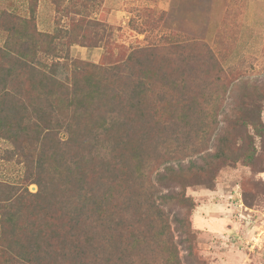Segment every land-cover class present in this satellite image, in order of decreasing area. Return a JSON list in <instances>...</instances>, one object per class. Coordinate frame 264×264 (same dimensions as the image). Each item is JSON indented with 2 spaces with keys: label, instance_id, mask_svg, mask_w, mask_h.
<instances>
[{
  "label": "trees",
  "instance_id": "1",
  "mask_svg": "<svg viewBox=\"0 0 264 264\" xmlns=\"http://www.w3.org/2000/svg\"><path fill=\"white\" fill-rule=\"evenodd\" d=\"M37 1L26 0L25 15L0 18V138L19 149L26 183L37 187L0 192V264H182L179 247L185 264H204L184 174L208 184L228 161L249 166L252 141L234 150L230 132L261 136L260 108L204 106L201 99L218 94H196L188 75L205 62L192 49L183 53L184 71L175 62L153 68L158 47H129L112 64L71 57L57 34L37 29ZM17 80L26 88L13 86Z\"/></svg>",
  "mask_w": 264,
  "mask_h": 264
},
{
  "label": "rangeland",
  "instance_id": "2",
  "mask_svg": "<svg viewBox=\"0 0 264 264\" xmlns=\"http://www.w3.org/2000/svg\"><path fill=\"white\" fill-rule=\"evenodd\" d=\"M102 2L38 0L36 27L57 34L54 39L64 45L63 52L69 56L92 63H113L124 58L129 47H158L152 54L153 68L173 69L175 62L184 71L183 53L192 49L201 53L205 62L202 69L193 70V76L188 75L195 80L196 94H218L215 102V95L208 101L201 99L203 105L214 104L226 112L255 105L264 124V0H124L119 26L104 21L99 12ZM27 11L26 0H0V18L3 12L25 15ZM70 29L73 33L65 35ZM81 33L89 36L87 42L93 46L79 42ZM5 39L0 30V44ZM65 74L59 67L57 77L63 79ZM179 75L182 100L189 103L187 76L180 71ZM12 85L26 88L18 80ZM221 116L216 120L223 125ZM249 140L255 147L249 166L241 158L228 161L208 184H197L198 177L184 174L190 184L186 195L195 204L191 215L195 251L204 264H264V132L250 139L240 131L230 132L234 150V145L244 148ZM18 150L14 152L12 145L0 138V192L28 184L27 168ZM189 158H183L182 163L187 166ZM36 189L34 183L28 184L30 192ZM178 252L185 264L183 247Z\"/></svg>",
  "mask_w": 264,
  "mask_h": 264
},
{
  "label": "crops",
  "instance_id": "3",
  "mask_svg": "<svg viewBox=\"0 0 264 264\" xmlns=\"http://www.w3.org/2000/svg\"><path fill=\"white\" fill-rule=\"evenodd\" d=\"M123 3L124 0H103L99 12L104 15V21L119 26L124 12ZM161 4L162 9H164V3Z\"/></svg>",
  "mask_w": 264,
  "mask_h": 264
}]
</instances>
